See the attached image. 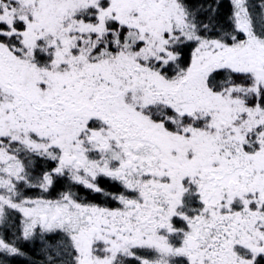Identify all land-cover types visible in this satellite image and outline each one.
I'll return each instance as SVG.
<instances>
[{"label":"snow or ice","instance_id":"snow-or-ice-1","mask_svg":"<svg viewBox=\"0 0 264 264\" xmlns=\"http://www.w3.org/2000/svg\"><path fill=\"white\" fill-rule=\"evenodd\" d=\"M0 264H264V0H0Z\"/></svg>","mask_w":264,"mask_h":264}]
</instances>
